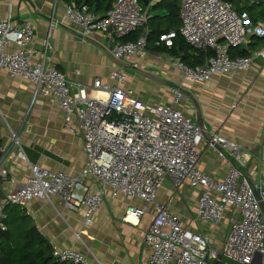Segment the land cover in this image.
<instances>
[{"label":"built area","instance_id":"2783aa9c","mask_svg":"<svg viewBox=\"0 0 264 264\" xmlns=\"http://www.w3.org/2000/svg\"><path fill=\"white\" fill-rule=\"evenodd\" d=\"M150 17L139 0H116L103 18L88 5L66 6L67 21L83 37L111 36V54L124 62L146 56ZM180 19L181 36L206 55L204 64L196 68L175 62L190 82L203 84L217 75L245 72L255 61L264 60V46L248 56L232 57V51L247 46L252 37L264 40V24L251 26L230 2L180 0ZM58 25L56 21L54 26ZM138 30L144 32L136 41H123ZM175 37L172 31L160 42L172 47ZM34 40V25L18 24L10 6L8 16L0 21V69L33 84L34 100L48 98L64 111V129L82 138L87 161L77 175L31 165L25 184L0 200L1 232L7 230L6 206L26 208L36 200L58 201L70 212H84L89 226L107 199H123L142 203L128 207L125 223L139 225L154 208L153 220L143 233L149 264H214L211 260L219 255L234 264H252L258 255L264 256V215L255 195L258 190L264 202V167L261 164L257 174L249 172L251 153L214 133L210 137L230 152L233 162L221 179L203 172L204 130L179 108L186 98L182 85L171 88L169 104L144 100L127 85L129 76L119 66L107 81L96 78L90 90L70 82L50 61L48 41L44 50H38ZM10 132L11 147H0L2 178L8 176V163L15 155L26 159L18 134ZM167 181L176 191L185 185L200 190L193 222L210 233L189 229L158 202ZM222 223L229 227L218 251L214 240ZM53 255L69 264H104L73 248L54 246Z\"/></svg>","mask_w":264,"mask_h":264},{"label":"crops","instance_id":"0c3cea01","mask_svg":"<svg viewBox=\"0 0 264 264\" xmlns=\"http://www.w3.org/2000/svg\"><path fill=\"white\" fill-rule=\"evenodd\" d=\"M231 4L234 6L233 3ZM147 5L151 16L149 30H156L158 25L162 28L173 27L171 31L181 27L180 18L178 25L174 26L171 22L166 0H153ZM241 5L243 15L246 16L251 26L264 24V0H241ZM10 6L18 24L28 21L34 25V46L38 50H44L45 43L49 42L48 56L50 61L67 76L70 82L80 83L91 90L96 78L107 81L110 74L119 67L111 54L114 45L112 37L96 34L91 39L84 38L78 29L67 21V5L60 0H0V21L8 16ZM56 21L59 23L58 26H54ZM151 46V50L147 51L146 58L133 59L128 62L131 64L150 63L157 60L162 61V57L175 58L177 59L176 62L181 59L169 55L165 51L158 53L154 50L152 42ZM263 46V39L252 37L247 46L234 50L231 54L232 57H237V54L242 51L249 54ZM172 64L173 72L174 69L178 70L175 62ZM156 66L162 67L161 63ZM162 68L165 74L169 76V66L164 65ZM235 75L237 76L235 77ZM181 76L180 81L179 77L174 76L173 73L171 85H168L169 96L161 89L158 101H153L145 96L146 91L133 89L129 83L127 85L144 100L167 104L172 99L171 88L182 85L199 102L203 111L205 128L207 132L209 130L208 134H219L250 152L252 162L249 172L257 174L261 164L264 167V124L259 131L260 128H257L259 125L244 126L238 124V120H235L239 117L238 114L232 119L227 120L226 118L232 108L234 97L239 100L247 97L242 92L236 91L241 86L245 90L246 88L251 89L248 100L259 112L264 111V60L255 61L248 71L217 75L203 84L186 80L182 73ZM230 76L234 77L231 78ZM33 90V84L20 78H14L7 71L0 69V134L2 136L0 147H11L10 130H13L18 133L26 155L25 160L15 155L8 163V176L6 178L0 177V188L6 195L25 184L31 173V165H38L67 175H77L86 166L87 156L83 140L81 137L73 136L65 131L64 111L58 105L52 104L48 98L40 96L34 100ZM222 97L224 100L222 101L223 108L220 116H224V119L218 118V114L217 117L212 116L214 113L212 108L209 107L207 110L203 103L206 102L215 107L216 104L212 101L217 103L218 98L222 100ZM179 108L187 116L197 121V108L192 99L187 100L185 98ZM249 133L253 136L250 137ZM219 147L220 149L216 148L205 139L203 144L204 157L200 169L212 177L221 179L232 165L233 156L221 146ZM199 192L200 190L192 189L188 185L176 191L172 182L167 181L160 191L158 202L167 205L170 211L178 215L189 229L210 233L207 227H199L193 222L197 214ZM132 204L135 206L142 205L141 202L131 203L123 199H107L89 226L85 223L84 212H70L58 201L50 203L46 200H36L31 202L25 210L33 218L34 224L41 234L53 246L60 249H76L90 259H97L104 264H149L150 249L143 242V233L153 220V207L148 212L150 213L149 221L145 220L144 217L145 219L141 220L139 226L134 224L129 227L117 223L118 226H115L116 239L113 240L115 243L113 246H104L101 242L102 239L100 243L99 240L97 243L94 241L99 237L105 238L102 233L99 237L95 234L106 229L107 224L112 223V214L124 216ZM121 227H126V232L130 234L131 239L127 235V240L124 241L119 234ZM83 239L90 242L91 250L85 249Z\"/></svg>","mask_w":264,"mask_h":264},{"label":"trees","instance_id":"16d2710c","mask_svg":"<svg viewBox=\"0 0 264 264\" xmlns=\"http://www.w3.org/2000/svg\"><path fill=\"white\" fill-rule=\"evenodd\" d=\"M66 5L82 6L88 5L90 9L105 17L112 9L116 0H60ZM144 8H147L153 0H139ZM180 0H166V6L170 12V20L175 25L180 22ZM159 6V5H158ZM156 6V7H158ZM151 17L148 22V28ZM173 27L162 28L157 26L156 30H149L147 51L151 50V42L154 50L158 53L167 52L174 57H180V61L188 67L196 68L204 64L206 55L190 46L180 34V28L174 29L176 37L173 46L167 47L160 42L161 35L170 33ZM150 29V28H149ZM143 30H138L125 38L123 41H136ZM172 32V31H171ZM153 50V48H152ZM242 51L237 56H248ZM1 146V142H0ZM3 220L7 227L5 232L0 231V264H69L60 262L53 255V245L45 238L33 218L27 214L25 208L8 206L4 210Z\"/></svg>","mask_w":264,"mask_h":264},{"label":"rangeland","instance_id":"374dc122","mask_svg":"<svg viewBox=\"0 0 264 264\" xmlns=\"http://www.w3.org/2000/svg\"><path fill=\"white\" fill-rule=\"evenodd\" d=\"M147 54L148 52L146 53V56L145 58L147 57ZM162 61L160 60H157L155 62H145V63H138V67L141 68L142 70H145L151 74H153L154 76H157L159 78H161L164 83H160V82H157L155 80H152L150 78H147L146 76H143L141 75L139 72H137L136 70L132 69V68H126V74L129 77V85L131 87H133V89H136V90H144L146 91L145 93V96L151 98L153 101H158L160 99V90L162 89V91H164L166 93V95L169 96V88H168V85H171L170 82H171V76L173 75L174 73V76L177 75L179 78V80L181 81V73L179 72V70H175L174 69V72H173V64L174 62H176L177 59H173V58H167V57H162L161 58ZM144 60V59H143ZM158 63H161L162 67L164 65H168L169 68H170V77L167 76L165 74V71L163 70L162 67H158L156 65H158ZM133 64V63H132ZM164 64V65H163ZM155 66V67H154ZM172 73V75H171ZM238 75V74H237ZM235 75V77L237 76ZM231 78L234 77V76H230ZM238 93L242 92L244 94V96H247L246 98L243 97L242 99H238L237 97H234V100H233V103H232V110L230 109V113L228 114L227 116V120L229 118H234L235 115H239L238 118H235V120L237 119L238 120V124L240 125H244V126H247V125H251V126H258L257 128H260L259 131H261V128H262V125L264 124V114L263 112H259L256 107L250 103V101L248 100V96L251 94L250 91L251 89L250 88H243L242 86L240 88H238L236 90ZM188 100V99H187ZM224 100V97H222V100L218 98V102H214V100L212 101V103H215V107H213V105L211 106L210 104L206 103V102H203L204 103V106L207 107V110L209 109V107L212 108V112H214L212 114V116H216L217 117V114H218V118L220 119H224L225 117L224 116H220V112H221V109L223 108V104H222V101ZM237 100V101H235ZM210 105V106H209ZM15 132V131H14ZM16 134H18L17 132H15ZM208 133H209V130H208ZM19 136V135H18ZM249 136H253V134L251 135V133H249ZM256 151V149H255ZM113 215V218H112V223L111 224H107L106 225V229L102 230L101 232H97L95 235L97 237H99V235L102 233L105 235V238L103 239V237H99L96 238L95 243H97V241L100 243V240L102 239L103 241V245L104 246H107V247H111L113 246L115 243V239H116V234H115V226L117 227V223H120V224H125V225H128L129 227L133 226V224H130V223H125L124 221V217L125 215H118V214H112ZM150 213H148L146 216H145V220L149 221L150 219ZM144 220V221H145ZM141 224V223H139ZM145 225V224H144ZM139 226V225H137ZM140 227H142V225H140ZM229 227V223H222L220 225V227L218 228V234L214 240V243L217 245V250L219 251L220 247H221V243H222V240H223V237L225 235V233L227 232V229ZM119 234L121 235V237L124 239V241H126V237L128 235V237H130L131 239V236L130 234H127L126 232V227H121L120 230H119ZM87 239H83V243L85 245V249L89 248L91 250V246H90V242L86 241ZM114 240V241H113ZM94 243V244H95ZM100 248V247H99ZM88 250V249H87ZM87 252V251H86ZM88 253V252H87Z\"/></svg>","mask_w":264,"mask_h":264},{"label":"water","instance_id":"95a60500","mask_svg":"<svg viewBox=\"0 0 264 264\" xmlns=\"http://www.w3.org/2000/svg\"><path fill=\"white\" fill-rule=\"evenodd\" d=\"M227 2H230V3H233L234 6H235V9L240 13V14H243V9H242V5H241V0H225ZM81 34V33H80ZM86 39H91V37H84ZM115 61L117 62V64L120 66V67H123V68H132L134 70H136L137 72H139L141 75L143 76H146L147 78H150L152 80H155L157 82H160V83H164V81L157 77V76H154L153 74L145 71V70H142L141 68H139L138 66H135L129 62H124V61H121V60H117L115 59ZM184 92L186 94V98L187 99H192L194 104L196 105V108H197V111H196V114H197V122L199 123V125L202 127V129L204 130V137L206 140L210 141L216 148L220 149V147L218 146V144H216L213 139L210 137V135L208 134L206 128H205V123H204V117H203V111L201 109V106L199 104V102L192 97V95L190 94V92H188L187 90L184 89ZM255 195H256V198L260 201V205H261V208H262V212H263V215H264V202L261 200V196H260V192L258 190H255ZM7 199V195L4 194L2 192V189L0 188V200H6ZM7 207V206H6ZM214 264H234L232 263L231 261L227 260V259H223L221 255H219L217 257V259H212L211 260ZM252 264H264V256L263 255H258L254 262Z\"/></svg>","mask_w":264,"mask_h":264},{"label":"bare ground","instance_id":"6f19581e","mask_svg":"<svg viewBox=\"0 0 264 264\" xmlns=\"http://www.w3.org/2000/svg\"><path fill=\"white\" fill-rule=\"evenodd\" d=\"M131 221H132V222H134V223H136V222H137V220H136V219H134V218H133V219H131Z\"/></svg>","mask_w":264,"mask_h":264}]
</instances>
